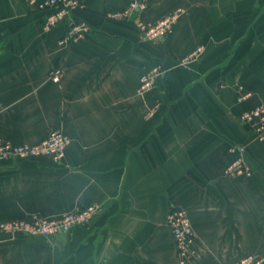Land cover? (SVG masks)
Here are the masks:
<instances>
[{"label":"crops","instance_id":"obj_1","mask_svg":"<svg viewBox=\"0 0 264 264\" xmlns=\"http://www.w3.org/2000/svg\"><path fill=\"white\" fill-rule=\"evenodd\" d=\"M76 1L91 31L61 45L45 11L0 0V138L71 140L61 161L0 164V264H179L175 207L198 236L192 264L264 256V142L241 121L264 106V0H144L128 21L110 14L130 0ZM178 10L159 41L136 27ZM237 147L250 176L226 174ZM89 207L88 225L50 238L3 228Z\"/></svg>","mask_w":264,"mask_h":264},{"label":"built area","instance_id":"obj_2","mask_svg":"<svg viewBox=\"0 0 264 264\" xmlns=\"http://www.w3.org/2000/svg\"><path fill=\"white\" fill-rule=\"evenodd\" d=\"M32 6L45 11L44 28L62 27L66 35L60 42L65 45L70 41L83 39L90 31V25L75 18L74 14L80 5L76 0H29ZM144 0H130L129 6L123 10L110 14V18L117 21L131 20L136 11L144 8ZM181 10L170 16L154 22L142 23L137 21L136 27L149 41H159L167 37L173 29ZM162 72L159 68L152 69L142 79L141 91L146 92L154 88ZM61 71L54 72L53 81L59 82ZM248 95L241 98L243 101ZM241 121L252 125L257 139L264 142V106L242 114ZM70 138L63 132H54L45 141L36 145H16L0 138V164L8 161L34 160L42 157L61 161L70 145ZM237 158L227 167L226 174L230 176H250L253 172L245 163L247 153L245 147H237ZM96 213L95 207L74 211L58 219L24 218L6 223L3 228L11 233H22L29 236L54 237L61 233H68L75 228L88 225ZM169 224L176 243L179 264H192L199 254V241L191 220L184 208H173L169 214ZM236 264H264V256L250 255Z\"/></svg>","mask_w":264,"mask_h":264},{"label":"rangeland","instance_id":"obj_3","mask_svg":"<svg viewBox=\"0 0 264 264\" xmlns=\"http://www.w3.org/2000/svg\"><path fill=\"white\" fill-rule=\"evenodd\" d=\"M179 208V207H178ZM257 256H259V255H257ZM236 264V263H235Z\"/></svg>","mask_w":264,"mask_h":264}]
</instances>
